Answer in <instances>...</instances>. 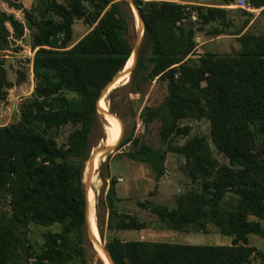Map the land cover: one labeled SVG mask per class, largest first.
Listing matches in <instances>:
<instances>
[{"label": "trees", "instance_id": "1", "mask_svg": "<svg viewBox=\"0 0 264 264\" xmlns=\"http://www.w3.org/2000/svg\"><path fill=\"white\" fill-rule=\"evenodd\" d=\"M134 2L144 21L143 42L130 82L115 88L108 101L130 84V93H144L154 81H166L163 101L140 113L145 127L160 122V139L166 143L189 132V126H181L182 119L207 118L212 143L229 160L220 163L205 136L173 146L199 188L180 194L174 208L145 202L140 206L149 208L169 229L206 232L213 225L234 239L229 245L123 239L121 231L146 229L148 223L119 211L116 179L108 175L106 248L115 264H255V258L264 264V251L249 242L251 234L264 237V27L251 32L246 20L233 33L240 43L237 54L196 55L197 30L220 21L208 34L225 33L226 8L170 0ZM250 2L264 8V0ZM1 3L22 11L23 20L2 9ZM87 3L44 0L37 16L20 2L0 0V50L9 48L10 37H22L26 26L36 29L34 90L21 102L19 119L0 126V264H87L88 196L83 175L94 147L98 102L132 56L135 24L126 0ZM80 19L91 29L74 42L73 25ZM5 85L13 86L0 63L1 98ZM69 124L72 130L59 143V130ZM135 130L134 122L116 150L138 144ZM126 154L147 163L157 180L163 177V148ZM105 166L108 170V161ZM32 225L47 229L40 245L29 236Z\"/></svg>", "mask_w": 264, "mask_h": 264}, {"label": "rangeland", "instance_id": "2", "mask_svg": "<svg viewBox=\"0 0 264 264\" xmlns=\"http://www.w3.org/2000/svg\"><path fill=\"white\" fill-rule=\"evenodd\" d=\"M13 1L22 3L25 8L32 10V12L37 16L39 11L42 9L41 2H44V0ZM59 1L65 2V0ZM126 1L129 2V5H125V8H131L135 19L134 6L131 4V1L134 0ZM200 1L216 4L207 6H219L226 8L229 26L226 27L225 33L218 36H212L208 34V30L212 28V26H220L222 24L220 21L206 24L204 25L203 30H197L196 55L203 54L207 51L218 53L220 55L237 54L240 49V43L237 35H234L233 33L241 28L246 20L250 21L248 27H246V30L255 33H259L263 30L264 13H261V11L264 8H257L256 11L249 12L235 6L236 0H231V4H226L224 0ZM84 2L85 4H88L87 0H84ZM1 7L8 12L15 13L18 18L23 20L22 11L10 9L6 3H1ZM194 16L193 19L196 20V17L194 18ZM140 28L135 20V24L132 29L133 44ZM90 29V25L83 19L76 20L73 25V41L76 42L81 39L87 32L90 31ZM35 31L36 29H30L26 26L22 37L18 39L10 37L9 48L6 50H0V63L5 70V77L8 82L13 84V86L10 88L5 85L2 89L5 92V95L4 98L0 97V126L15 122L19 119L21 102L30 97L34 90L35 80L32 72V56H34V50L36 51V47L33 45ZM127 64L128 68L125 74H123V76L122 74L120 75L121 78L115 83L117 84L115 87L121 86L127 81L130 82L132 78V71L135 65L130 68L131 63L128 62ZM130 87L131 84L126 88L119 89L112 98V102L111 100L108 101L109 95L106 97L104 103L103 98L99 102V106L101 105L103 108L105 106L108 109L109 114L111 111L121 120L122 126L118 118L110 114L112 123V137L111 140L108 139L105 129L106 120L102 114H99L98 122L96 123L92 135V143L94 144V147L91 151V154L106 145L114 144L116 140H119L120 137V141L124 137H127L132 131L134 122L136 123L135 136L139 137V142L136 145L129 143L120 150H115L114 152L108 153L101 158H94V168L96 170L91 174L88 184L87 174L89 160L86 163L83 181L85 188L88 187L89 189L92 187L91 196L88 194L89 217H91L93 221L91 226L94 234V240L95 236L97 240L93 243L91 240H89V238H87V243L85 246L87 264H102L101 261L103 264H107L103 258L106 257L105 253L103 252V246H106L110 233L107 228L108 209L106 199L110 179H107L106 176L110 175L116 179L114 184L116 188V194V184L118 182V178L121 177H123L124 182L118 183V189H122L123 192L121 193H133L130 192L129 188L126 189V187L129 184L130 171H137L139 173L138 180H141V182L137 184L138 188H136V198L139 200L142 199L143 203H152L154 205H162L167 206L168 208H174L177 205L178 196L190 189H198L199 183L191 179L185 168V158L182 155L174 152L173 146L183 145L190 138L196 135L205 136L210 142V147L214 157H216L220 163L229 162L224 154L218 151V149L212 143L210 122L207 118L182 119L180 121L181 126H189V132L186 135L173 137L166 143H163L160 139V122L154 121L148 128L145 127L142 119L140 118V113L144 107L155 106L163 101L164 97L167 95L166 81H154L151 85L145 87L144 93H130ZM69 95L72 96L73 94ZM112 107L116 109V112L112 110ZM72 128V125L69 124L59 130V143L66 141L67 135L72 130ZM104 130L106 132V138L101 139V136L104 134ZM149 147H161L166 151L165 173L160 180H157L155 174L151 171L147 163L132 160L126 154V152L134 149ZM104 160L109 162L108 170L105 166L106 161ZM128 164L133 166H129ZM133 207L135 209L140 208L135 204H133ZM142 210L143 211L140 213L139 217H137L140 220H144L148 223V227L145 231V236L147 238L146 240L172 241L194 245H229L233 242L234 236L220 233L213 225H209L206 232L199 231L195 228H189L188 231L173 230L164 226L159 217L149 208L142 207ZM262 223L264 226V220ZM52 229H57V227H53ZM45 230L47 229L32 225L30 227L29 236L34 242L40 245L43 241L42 234ZM102 232L103 235H101ZM119 235H123V237H125V234L120 233ZM249 242L250 245L264 251V237L251 234L249 235ZM99 245L102 246V252ZM254 263L257 264L258 259L255 258Z\"/></svg>", "mask_w": 264, "mask_h": 264}, {"label": "crops", "instance_id": "3", "mask_svg": "<svg viewBox=\"0 0 264 264\" xmlns=\"http://www.w3.org/2000/svg\"><path fill=\"white\" fill-rule=\"evenodd\" d=\"M170 1H175L178 3L186 4V5H190V4L196 5L198 3L203 4V5H216L213 3H207L204 1H200V0H170ZM128 165L133 166L131 164H128ZM134 166H136V165H134ZM138 175H139V173L137 171H134V170L130 171V173H129V184L127 185L126 189L129 188L130 192H133V193H121L123 191L121 188L118 189V183L124 182V179H123V177L118 178V182L116 184V186H117V197H118V199L116 201V205H117V208L119 209V211H126L132 215L139 217L140 213L143 210H142V207L140 206V203H142V199L139 200L138 198H136V195H135L137 192L136 188H138L137 184H139L141 182V180H138V178H139ZM133 204L138 205L141 209L140 208L135 209L133 207ZM145 231H146V229L127 230V231H121L120 233L125 234V237H123V235H121L123 237V239H125V240H131V239L146 240L147 238L145 236Z\"/></svg>", "mask_w": 264, "mask_h": 264}, {"label": "water", "instance_id": "4", "mask_svg": "<svg viewBox=\"0 0 264 264\" xmlns=\"http://www.w3.org/2000/svg\"><path fill=\"white\" fill-rule=\"evenodd\" d=\"M131 4L137 10V12L139 14V18H140L141 23H142V26H143V29L142 30L139 29V31L137 33V36H136V39H135V42L133 44V53H132V55L134 56V63H133V65H135L136 57H137V54H138V51H139L140 44H141V42H142V40L144 38V31L145 30H144V21L142 19V16H141V14L139 12V9H138L137 5L135 4L134 1H131ZM121 74H122V72H120L119 74H117L114 77V79L112 80V82L107 85V87L102 91V94H101L100 99L103 98V97L108 96L115 88H117V87L112 88V86L120 79V75ZM128 82L129 81H127V82H125L123 84H126ZM98 112H99V114H102V115L105 114V112L103 111V109L100 108L99 102H98ZM110 114L116 116L111 111H110ZM118 120L121 123V120L119 118H118ZM121 126H122V123H121ZM121 136H122V134H121ZM120 139H121V137L119 138V140L115 144H113V145H106L103 148L97 150L96 152H93L90 155L89 162H88L87 184L89 183V180L91 178V174L95 171V168H94V156H95V154L102 153L104 155H107L108 153L114 152L117 149V147L119 146ZM104 161H106V160H104ZM86 191H87V196H88V187L86 188ZM87 236H88L89 240H91L92 242L94 241V234L92 232L91 225H90V222H89V206H88V209H87ZM103 251H104L107 259L109 260L110 264H115V262L113 261L111 255H110V253L108 251V249L106 248V246H103Z\"/></svg>", "mask_w": 264, "mask_h": 264}, {"label": "bare ground", "instance_id": "5", "mask_svg": "<svg viewBox=\"0 0 264 264\" xmlns=\"http://www.w3.org/2000/svg\"><path fill=\"white\" fill-rule=\"evenodd\" d=\"M134 8V7H133ZM134 14H135V20H136V23H137V25L139 26V28H140V30H142L143 29V26H142V23H141V20H140V18H139V14H138V12H137V10L134 8ZM128 62H130L131 64H130V68L133 66V63H134V56L132 55L131 57H130V59H129V61ZM127 62V63H128ZM127 68H128V64L125 66V68L123 69V71H122V76H123V74H125V72H126V70H127ZM129 68V69H130ZM129 72V71H128ZM121 78V77H120ZM115 86H117V84H114L113 86H112V88H114ZM107 97V96H106ZM106 97H103V103L105 102V99H106ZM102 100V98L100 99V101ZM99 101V102H100ZM100 108L101 109H103V111L105 112V114L103 115L104 116V118H105V120H106V125H105V129H106V132H107V138L108 139H110L111 140V137H112V123H111V117H110V114H109V111H108V109L104 106V108H103V106H101L100 105ZM118 140H116V142H117ZM115 142V143H116ZM114 143V144H115ZM110 145H113V144H110ZM104 156V154H102V153H98V154H96V156L94 157V158H101V157H103ZM96 170V169H95ZM91 189H92V187H90L89 189H88V194L91 196ZM89 222H90V225L92 224V218L91 217H89ZM96 227V226H95ZM91 229H92V226H91ZM93 232V231H92ZM95 241H97L96 240V236H95V240L93 241V243L95 242ZM100 247H101V252H102V246L101 245H99ZM104 252V251H103ZM103 257V256H102ZM104 259H105V261H106V263L107 264H110V262H109V260L107 259V257H103Z\"/></svg>", "mask_w": 264, "mask_h": 264}, {"label": "built area", "instance_id": "6", "mask_svg": "<svg viewBox=\"0 0 264 264\" xmlns=\"http://www.w3.org/2000/svg\"><path fill=\"white\" fill-rule=\"evenodd\" d=\"M235 6H237L238 8H241V9H244L246 11H249V12H254L257 10V8H255L250 0H236V3H235ZM196 16H194L195 18ZM35 53V50L34 52ZM33 57V56H32Z\"/></svg>", "mask_w": 264, "mask_h": 264}]
</instances>
